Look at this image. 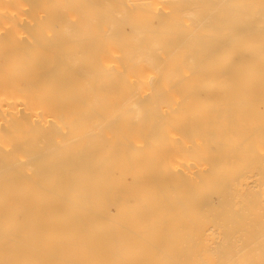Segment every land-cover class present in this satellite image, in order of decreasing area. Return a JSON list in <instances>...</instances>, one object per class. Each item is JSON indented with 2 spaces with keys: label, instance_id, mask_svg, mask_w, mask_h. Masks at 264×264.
Masks as SVG:
<instances>
[{
  "label": "bare ground",
  "instance_id": "1",
  "mask_svg": "<svg viewBox=\"0 0 264 264\" xmlns=\"http://www.w3.org/2000/svg\"><path fill=\"white\" fill-rule=\"evenodd\" d=\"M0 264H264V0H0Z\"/></svg>",
  "mask_w": 264,
  "mask_h": 264
}]
</instances>
